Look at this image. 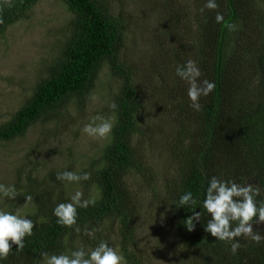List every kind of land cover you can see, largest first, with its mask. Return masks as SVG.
I'll use <instances>...</instances> for the list:
<instances>
[{
  "label": "trees",
  "instance_id": "trees-1",
  "mask_svg": "<svg viewBox=\"0 0 264 264\" xmlns=\"http://www.w3.org/2000/svg\"><path fill=\"white\" fill-rule=\"evenodd\" d=\"M36 1L12 0L13 7L0 8L4 19L0 34L25 17ZM60 1L68 17L42 73L9 119L0 124V142L21 136L36 121L63 122L71 105L82 107L99 73L106 69L117 81L109 96L110 105H116L111 108L113 128L97 158L78 173H89L90 179L77 183L83 199H89L88 191L95 188L96 203L78 208L76 225L64 227L57 223L53 210L59 203L71 202L73 194L62 189L69 182L58 180L57 173L71 169L51 167L39 179L25 175L21 195L33 197L27 218L35 227L33 234L25 237L23 250L13 245L0 264H42L44 252L70 254L81 246L87 251L101 240L113 248L116 245L127 264H139L124 243L130 217L138 216L147 199L168 223L179 264H264V239L257 244L250 238L236 237L240 248L233 255L230 245L235 241H220L205 231L210 215L203 208L213 176L258 186L257 205L264 201V0H216L217 9L203 12L200 9L207 0H153L161 13L155 33L156 39L159 37L157 53L160 43L163 52L157 54L159 61L152 76L157 94L170 108V121L179 131L183 128L185 142L163 196L150 188L144 203L129 196L123 185L126 173L141 171L132 137L142 103L133 72L120 58L125 20L116 10V0ZM217 12L223 14L225 22L236 25L235 30L217 23ZM189 59L202 73L198 82L207 79L216 85L208 96L200 97L199 111L191 107L188 84L176 73ZM189 191L197 204L180 206L181 195ZM193 207L201 212V220L194 221V230L188 231L184 222L193 214ZM262 225L252 224L253 230L264 236ZM75 227L80 228L79 233ZM92 229L99 230L89 237L86 230Z\"/></svg>",
  "mask_w": 264,
  "mask_h": 264
},
{
  "label": "rangeland",
  "instance_id": "rangeland-1",
  "mask_svg": "<svg viewBox=\"0 0 264 264\" xmlns=\"http://www.w3.org/2000/svg\"><path fill=\"white\" fill-rule=\"evenodd\" d=\"M117 11L125 20V37L121 61L133 72L139 86L142 103L136 115L132 143L141 161V171L132 170L123 177L126 192L144 203L154 188L163 196L171 183L175 160L181 153L184 130L173 126L170 108L156 92L153 72L158 63L155 33L161 13L153 0H116ZM68 17L60 0H37L22 19L8 25L0 34V124L17 109L51 53L57 33ZM157 31V32H156ZM117 81L106 69L99 73L94 88L81 108L71 105L68 117L60 123L36 121L26 131L9 141L0 142V183L14 186L15 199L0 194V210L27 216L32 204H25V175L39 179L51 167L67 166L81 173L99 155L107 138H93L83 132L95 116L113 122L109 96L116 90ZM99 121H97L98 123ZM76 182L63 185L69 194L79 190ZM90 198L97 191L90 188ZM20 197V198H19ZM147 199L139 213L130 217L124 246L139 264H179L168 223ZM107 224L106 226H108ZM264 233V225H262ZM114 248H117L115 245Z\"/></svg>",
  "mask_w": 264,
  "mask_h": 264
},
{
  "label": "clouds",
  "instance_id": "clouds-1",
  "mask_svg": "<svg viewBox=\"0 0 264 264\" xmlns=\"http://www.w3.org/2000/svg\"><path fill=\"white\" fill-rule=\"evenodd\" d=\"M5 6L13 7L12 0H2L0 8ZM218 7L216 0H207L200 11L203 12L205 9L215 10ZM215 20L217 23H224L230 31L236 28V25L225 22L224 16L220 12H217ZM3 23L4 19L0 16V24ZM176 73L188 84L187 95L191 101V107L197 111L201 110L200 97L208 96L215 89V83L207 79H204L202 83L198 82V78L202 73L196 62L191 59L182 67L178 66ZM110 107L115 109V103H112ZM97 121L99 122L97 123ZM112 128L113 122L110 118L95 116L90 123L84 126L83 132L90 137L103 139L109 136ZM57 179L79 183L81 180L90 179V174L64 171L57 173ZM260 193V187L253 188L252 184L240 185L235 181L220 180L216 176L211 177L209 181L205 199L203 200V208L210 215L205 231L210 232L217 240L225 242L235 241L230 245L233 255L240 248V243L236 241V237L250 238L257 244L264 239V236L254 231L252 226L254 221L256 223H264V201H261L258 206L255 199ZM0 194L9 199H15L20 193L17 192L14 186H6L0 183ZM25 198V204L33 201L31 195H27ZM70 201L59 203L53 210V214L57 217V223L68 228L76 225L78 208H87L89 205H95L96 203L95 198L83 199V193L79 190L71 195ZM196 204L197 200L193 197L191 191L184 193L179 199L180 206H195ZM194 209L193 207V214L187 217L184 222L188 231L194 230V221L201 220V212H196ZM233 222H236L234 227ZM34 227L33 221L27 216L0 210V259L8 257L13 245L17 246V250L22 251L25 246V237L33 234ZM98 230H86V234L89 237H93ZM75 231L79 233L80 228L75 227ZM41 255L43 257L42 264H127L123 254L103 240L87 251L81 246L71 251L70 254L49 255L44 252Z\"/></svg>",
  "mask_w": 264,
  "mask_h": 264
}]
</instances>
